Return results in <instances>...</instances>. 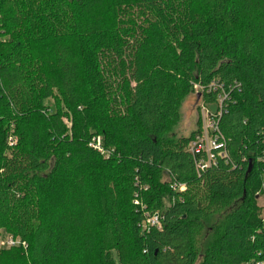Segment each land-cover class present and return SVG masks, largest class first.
<instances>
[{"label":"trees","instance_id":"1","mask_svg":"<svg viewBox=\"0 0 264 264\" xmlns=\"http://www.w3.org/2000/svg\"><path fill=\"white\" fill-rule=\"evenodd\" d=\"M263 176L264 0H0V264H264Z\"/></svg>","mask_w":264,"mask_h":264},{"label":"built area","instance_id":"2","mask_svg":"<svg viewBox=\"0 0 264 264\" xmlns=\"http://www.w3.org/2000/svg\"><path fill=\"white\" fill-rule=\"evenodd\" d=\"M198 87H196V90ZM221 112L212 114L208 111L204 117V129L195 135L194 140L190 143L189 151L196 158V166L198 170H203L215 165L217 158L226 156L225 142L222 140V134L218 128L217 116ZM93 148L103 152L100 138L96 139ZM184 191V187H180ZM143 220V231L149 232L151 228H158L161 225L159 213L146 212ZM19 245L18 241L8 238L7 242L3 243V247H15ZM26 247L25 243H22ZM262 264V263H258Z\"/></svg>","mask_w":264,"mask_h":264},{"label":"rangeland","instance_id":"3","mask_svg":"<svg viewBox=\"0 0 264 264\" xmlns=\"http://www.w3.org/2000/svg\"><path fill=\"white\" fill-rule=\"evenodd\" d=\"M199 88L197 89V91ZM199 95L195 92L194 95L189 96L182 107V121L178 128H176L175 132L177 133L178 136L181 137H188L195 131H199V127L197 125V120L201 121V129L203 130L204 127V117L206 113L211 112L214 114L212 109L208 108L205 106L203 102L200 101L198 98ZM46 105L53 107L54 106V101L52 99H49L46 101ZM67 121V120H66ZM17 141V140H16ZM13 145V144H12ZM263 185H264V176H263ZM257 204L260 206V208H264V186L262 190L259 192V195L257 196ZM9 235L6 233H1L0 234V251L4 250L3 243L7 242Z\"/></svg>","mask_w":264,"mask_h":264}]
</instances>
